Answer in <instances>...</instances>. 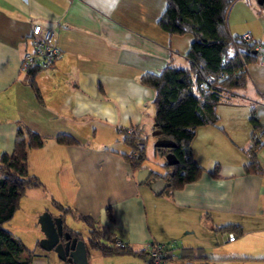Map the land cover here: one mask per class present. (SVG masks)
<instances>
[{
    "label": "crops",
    "instance_id": "0c3cea01",
    "mask_svg": "<svg viewBox=\"0 0 264 264\" xmlns=\"http://www.w3.org/2000/svg\"><path fill=\"white\" fill-rule=\"evenodd\" d=\"M259 5L233 3L227 17L231 36L249 32L252 42L264 44ZM165 7V0H0V152L12 153L18 122L45 137L41 147L28 150L29 173L42 186L27 188L20 203L29 196L69 207L64 220L71 231L81 234L74 223L83 222L90 235L83 216L102 231L103 243L135 251L152 242L170 247L177 256L165 264H188L179 255L190 250L209 256L208 264H264V174L245 170L252 108L264 124V53L257 51L246 65L244 87L223 92L215 106L217 122L196 128L191 148L203 171L195 181L172 189L151 173L140 183L125 157L132 149L117 128L134 127L147 137L154 126L155 91L140 76L159 74L167 64L188 66L193 37L160 28ZM35 24L53 30L63 52L35 72L41 98L20 67ZM62 133L77 142L59 143L55 137ZM154 154L164 159L162 170L147 158L142 168L163 176L166 158L155 149ZM257 160L264 168V147ZM50 215L62 218L59 209ZM229 223L242 233L219 230ZM223 231L236 238L224 241ZM82 239L87 264H153L148 253L104 255L89 245V236ZM38 244L31 264H75Z\"/></svg>",
    "mask_w": 264,
    "mask_h": 264
},
{
    "label": "trees",
    "instance_id": "16d2710c",
    "mask_svg": "<svg viewBox=\"0 0 264 264\" xmlns=\"http://www.w3.org/2000/svg\"><path fill=\"white\" fill-rule=\"evenodd\" d=\"M166 7L157 20L160 28L171 35L191 34L193 39L185 54L188 66L178 67L167 64L159 74L144 73L140 81L154 89L153 104L155 107L154 130L160 133L156 138H168L175 141L174 147L154 146L155 153L164 156L173 152L177 163L165 167L168 169L161 176L152 172L154 178H164L168 188H179L186 183L195 181L203 168L195 160L191 142L196 128L202 124H215L218 116L215 106L222 101L223 92L234 88L244 87L247 83L246 65L255 61L258 52L255 44L245 41L237 42L238 48H233L232 39L227 26L228 12L236 0H165ZM264 11V2L259 5ZM264 47V44H263ZM42 68H31L30 85L38 98H41L39 88L35 82V72ZM223 72L224 77L208 81L206 87L199 83L209 74ZM250 123L252 126L251 141L247 147L250 157L245 165L247 172L264 174V168L257 160V152L264 147V124L260 121L254 108L251 109ZM117 132L122 140L131 147L132 153L126 154L133 170L143 167L146 160L145 136L128 133L126 128L118 127ZM56 140L61 144H73L77 140L69 134H58ZM136 140L141 145H136ZM45 137L30 129L23 122L17 123L14 148L12 153L0 152V264H31L34 252L25 243L4 227L15 214L21 198L27 188L42 186L36 176L29 173L28 150L38 148L44 144ZM217 171V166L214 169ZM54 205L62 212L63 228L72 236L82 238L79 233L67 228L64 215L71 211L54 201ZM91 227L88 239L89 245L98 249L104 255L113 254H140L129 246L103 243L100 238L102 231L89 221L88 217L79 216ZM219 230H230L242 233L239 225L229 223ZM189 254H180L179 258L189 260L188 264H203L209 256L197 251H186ZM198 260V262H193ZM152 261V260H151Z\"/></svg>",
    "mask_w": 264,
    "mask_h": 264
},
{
    "label": "built area",
    "instance_id": "2783aa9c",
    "mask_svg": "<svg viewBox=\"0 0 264 264\" xmlns=\"http://www.w3.org/2000/svg\"><path fill=\"white\" fill-rule=\"evenodd\" d=\"M30 50L27 51L21 59V69L27 71L31 68H46L55 62L57 58L63 56V52L55 44V32L53 30H44L40 24H35L32 27L31 34L29 36ZM233 46L237 47V42L245 41L247 43H253L252 37L249 32L239 35L236 39H232ZM255 49L264 53V47L262 43L256 42ZM224 77V73L221 72L217 76L216 74H209L205 80L199 83L200 87H206L208 81L218 80ZM130 132H133L132 128H128ZM141 145L140 141L137 142ZM224 241H233L236 235L232 232H222ZM121 246H123L121 244ZM145 253H148L152 259L153 264H165L168 258H173L177 254L173 253L170 247H166L161 243H148L143 248Z\"/></svg>",
    "mask_w": 264,
    "mask_h": 264
},
{
    "label": "rangeland",
    "instance_id": "374dc122",
    "mask_svg": "<svg viewBox=\"0 0 264 264\" xmlns=\"http://www.w3.org/2000/svg\"><path fill=\"white\" fill-rule=\"evenodd\" d=\"M241 35V34H239ZM233 43V41H232ZM233 48H238L234 47ZM133 132H130L128 129V133H138V129L132 128ZM152 130H149L147 133V137L145 136L147 147L145 150L146 153V163L149 166H152L158 170H162L160 162L161 160L158 156L155 157L154 154V143L155 136L152 134ZM136 140V145L140 146ZM57 213V209L49 204L45 199H31L29 196H26L20 203L18 209L16 210L14 216L4 224V227L11 231L15 236L20 238L25 245L30 250H34L35 246L39 243L41 245L42 238L45 235L43 232V227L40 223V218L44 217L46 214ZM77 230L81 232L80 236L84 238H88L89 231L88 226L83 222L74 223ZM88 235V236H87ZM41 238V239H40ZM38 244V245H39ZM40 247V246H39ZM38 249L36 250L37 253ZM34 252V251H33ZM198 261V260H193Z\"/></svg>",
    "mask_w": 264,
    "mask_h": 264
},
{
    "label": "water",
    "instance_id": "95a60500",
    "mask_svg": "<svg viewBox=\"0 0 264 264\" xmlns=\"http://www.w3.org/2000/svg\"><path fill=\"white\" fill-rule=\"evenodd\" d=\"M264 0H258L259 4H262ZM257 52V49H254ZM159 130H154L153 135H158ZM175 141L168 138H157L154 146L158 147H174ZM166 161L169 165L177 163L178 159L173 152L165 154ZM152 173L149 168H141L138 170L137 179L140 183H144ZM159 183L164 182L163 179L158 180ZM157 183V184H159ZM162 187V186H161ZM157 191V189L155 188ZM42 227L45 231L46 238L42 240V246L47 250H54L57 256L62 260H67L75 264H87L88 255L85 240L72 236L69 231H64L63 220L60 216H51L46 214L41 219ZM208 264V263H203Z\"/></svg>",
    "mask_w": 264,
    "mask_h": 264
},
{
    "label": "flooded vegetation",
    "instance_id": "af4514ba",
    "mask_svg": "<svg viewBox=\"0 0 264 264\" xmlns=\"http://www.w3.org/2000/svg\"><path fill=\"white\" fill-rule=\"evenodd\" d=\"M64 231H66V230H64Z\"/></svg>",
    "mask_w": 264,
    "mask_h": 264
}]
</instances>
